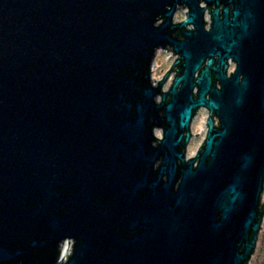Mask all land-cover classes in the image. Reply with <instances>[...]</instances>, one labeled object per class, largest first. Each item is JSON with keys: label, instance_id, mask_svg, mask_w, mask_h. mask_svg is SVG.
<instances>
[{"label": "water", "instance_id": "95a60500", "mask_svg": "<svg viewBox=\"0 0 264 264\" xmlns=\"http://www.w3.org/2000/svg\"><path fill=\"white\" fill-rule=\"evenodd\" d=\"M263 185L264 0H0V264H246Z\"/></svg>", "mask_w": 264, "mask_h": 264}, {"label": "flooded vegetation", "instance_id": "af4514ba", "mask_svg": "<svg viewBox=\"0 0 264 264\" xmlns=\"http://www.w3.org/2000/svg\"><path fill=\"white\" fill-rule=\"evenodd\" d=\"M202 6H206V4L202 3ZM187 10H188V8L187 7H183V6H179L177 8L176 12L174 13V17H173V22L176 25L178 23H181L182 21H184L186 19ZM210 10H211V8H207V10L205 11V16H204L205 21H206V28L207 29H210V27H211L210 25H211V22H212ZM207 18L209 20H207ZM162 21H163V19L159 20L158 23H161ZM192 26L193 25H188L187 27H184V28L178 30L175 33V35H178L179 38H182L183 37L182 36V31L186 30V29H193ZM165 49H168V50L174 52V50L172 49L171 46H169L168 48H165ZM160 55H161V53L158 56H156L155 61H157V59L160 57ZM176 55H177L176 59H178L179 58V54L176 53ZM176 59H173L172 65L175 63ZM228 62L230 63V68L228 70V73L231 74L232 71H234L235 62L231 58L228 60ZM172 65H171V67H172ZM171 67H170V69H171ZM178 69L179 68L177 66H173L172 67V71H171V75L175 74V73L177 74L178 73ZM171 75H170V77H172ZM216 123H217V121H216ZM205 138H206V136H205ZM203 145H204V143H203ZM261 191H262L261 200H259L260 201L259 214H260V219H261V221H260L261 222L260 223V230H259L258 236L256 238V245H255L254 251H253V253H251L252 255H251L249 261L246 264H264V185H263V190H261Z\"/></svg>", "mask_w": 264, "mask_h": 264}, {"label": "rangeland", "instance_id": "374dc122", "mask_svg": "<svg viewBox=\"0 0 264 264\" xmlns=\"http://www.w3.org/2000/svg\"><path fill=\"white\" fill-rule=\"evenodd\" d=\"M173 63V58L170 57V55L164 52H161L160 57L156 61V71L155 74L157 77L164 76L168 69H170L171 65ZM206 108L202 107L199 111L201 114L197 113L194 117V120H192L191 125V132L192 137L191 140L187 146V155L188 158L194 157L198 152L200 146L203 143V140L206 136V130H207V118L209 116V111L205 110ZM162 129H156V135L161 138L163 133ZM71 244V243H70Z\"/></svg>", "mask_w": 264, "mask_h": 264}, {"label": "built area", "instance_id": "2783aa9c", "mask_svg": "<svg viewBox=\"0 0 264 264\" xmlns=\"http://www.w3.org/2000/svg\"><path fill=\"white\" fill-rule=\"evenodd\" d=\"M207 20H209L207 18ZM161 52H164V53H167V55H171L170 57H172L173 59H176L177 55L176 53L173 54V51H170L168 52V50L166 51L165 49H159L158 52H157V56L161 53ZM156 61L153 65V80H154V85H158V80H161L164 76H161V77H157L156 74H155V71H156ZM171 75V74H170ZM172 77H170L166 82L165 84L163 85V88H162V91H167L170 87V85L172 84V80L174 77H175V74H172L171 75ZM159 100L161 99V97L159 96L158 98ZM69 241H70V245H69ZM73 240H66L64 241V244L62 246V250H61V255H60V260L63 258L64 254L66 253V250L69 246V249H68V254H70L72 251H73V243L72 242ZM68 260V255H65V258H64V262H66Z\"/></svg>", "mask_w": 264, "mask_h": 264}]
</instances>
